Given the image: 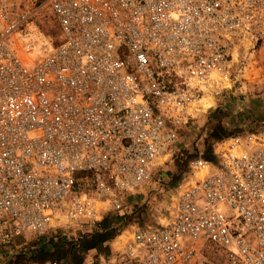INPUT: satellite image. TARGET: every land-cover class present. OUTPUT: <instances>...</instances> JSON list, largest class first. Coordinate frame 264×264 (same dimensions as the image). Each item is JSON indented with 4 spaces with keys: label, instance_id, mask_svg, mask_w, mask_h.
I'll return each mask as SVG.
<instances>
[{
    "label": "built area",
    "instance_id": "obj_1",
    "mask_svg": "<svg viewBox=\"0 0 264 264\" xmlns=\"http://www.w3.org/2000/svg\"><path fill=\"white\" fill-rule=\"evenodd\" d=\"M263 39L264 0L0 10V244L93 225L150 185L187 117L231 83L234 51ZM241 150L194 161L162 221L84 264H264V133Z\"/></svg>",
    "mask_w": 264,
    "mask_h": 264
},
{
    "label": "rangeland",
    "instance_id": "obj_2",
    "mask_svg": "<svg viewBox=\"0 0 264 264\" xmlns=\"http://www.w3.org/2000/svg\"><path fill=\"white\" fill-rule=\"evenodd\" d=\"M46 0H0V10L15 15ZM42 28L49 30L48 12L42 13ZM232 81L214 98L212 105L187 117L172 157L154 172L144 189L121 197L103 219L85 227H56L44 235L19 238L12 245L0 244V264H32L55 259L64 264L97 262L126 240L133 227L162 221L169 197L190 175L196 160L216 157L242 146L248 138L264 133V39L234 51ZM249 73L255 79H251ZM253 74V75H252ZM241 144V145H240ZM107 220L105 228L102 223Z\"/></svg>",
    "mask_w": 264,
    "mask_h": 264
},
{
    "label": "bare ground",
    "instance_id": "obj_3",
    "mask_svg": "<svg viewBox=\"0 0 264 264\" xmlns=\"http://www.w3.org/2000/svg\"><path fill=\"white\" fill-rule=\"evenodd\" d=\"M253 75V74H252ZM249 76L251 77V79H255L254 77H252L251 75H250V73H249ZM214 100V98H212L211 96H206V97H204L202 100H201V102H200V104H199V108L201 109V108H207V106H211L212 105V102H213V100ZM202 110V109H201ZM241 145V144H240ZM233 147L234 148H231V149H234V150H240V151H242L241 150V146H239V145H237V144H234L233 145ZM202 173H200V175H201ZM131 234V233H130Z\"/></svg>",
    "mask_w": 264,
    "mask_h": 264
},
{
    "label": "trees",
    "instance_id": "obj_4",
    "mask_svg": "<svg viewBox=\"0 0 264 264\" xmlns=\"http://www.w3.org/2000/svg\"><path fill=\"white\" fill-rule=\"evenodd\" d=\"M204 158L206 161H213L215 159L214 155H212V154H210V155L207 154V155H205ZM107 224H108V221L105 220L101 225L103 228H105ZM42 261H45V260H42ZM38 262H41V261H38Z\"/></svg>",
    "mask_w": 264,
    "mask_h": 264
}]
</instances>
